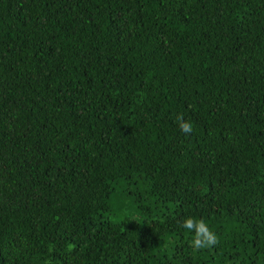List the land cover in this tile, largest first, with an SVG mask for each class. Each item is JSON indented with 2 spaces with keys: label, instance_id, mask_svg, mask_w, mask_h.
<instances>
[{
  "label": "trees",
  "instance_id": "16d2710c",
  "mask_svg": "<svg viewBox=\"0 0 264 264\" xmlns=\"http://www.w3.org/2000/svg\"><path fill=\"white\" fill-rule=\"evenodd\" d=\"M0 264H264V0H0Z\"/></svg>",
  "mask_w": 264,
  "mask_h": 264
},
{
  "label": "clouds",
  "instance_id": "9594fccd",
  "mask_svg": "<svg viewBox=\"0 0 264 264\" xmlns=\"http://www.w3.org/2000/svg\"><path fill=\"white\" fill-rule=\"evenodd\" d=\"M182 121V117L180 118ZM181 129L186 132L190 133L191 132V126L187 122H181L180 124ZM189 229H195L196 230V240H195V246L196 247H204V246H210L215 243H217L215 235L209 231L207 226L204 224L203 221L199 223H194L191 219H189L186 222L185 225Z\"/></svg>",
  "mask_w": 264,
  "mask_h": 264
},
{
  "label": "rangeland",
  "instance_id": "374dc122",
  "mask_svg": "<svg viewBox=\"0 0 264 264\" xmlns=\"http://www.w3.org/2000/svg\"><path fill=\"white\" fill-rule=\"evenodd\" d=\"M130 203H131V199L128 197V198L123 199L120 204L127 207ZM126 211H128V209ZM130 211H132V210H130ZM132 212L134 213L133 218H136L138 216V213L135 211H132Z\"/></svg>",
  "mask_w": 264,
  "mask_h": 264
}]
</instances>
